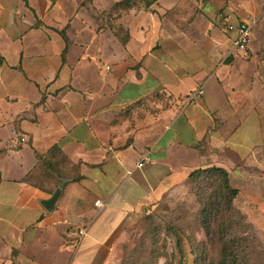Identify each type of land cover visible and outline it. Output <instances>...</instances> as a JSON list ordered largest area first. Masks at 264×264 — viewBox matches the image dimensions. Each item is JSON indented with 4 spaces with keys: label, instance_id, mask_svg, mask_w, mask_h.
Wrapping results in <instances>:
<instances>
[{
    "label": "crops",
    "instance_id": "obj_1",
    "mask_svg": "<svg viewBox=\"0 0 264 264\" xmlns=\"http://www.w3.org/2000/svg\"><path fill=\"white\" fill-rule=\"evenodd\" d=\"M122 1L0 0V264H111L204 168L264 222V0Z\"/></svg>",
    "mask_w": 264,
    "mask_h": 264
},
{
    "label": "rangeland",
    "instance_id": "obj_2",
    "mask_svg": "<svg viewBox=\"0 0 264 264\" xmlns=\"http://www.w3.org/2000/svg\"><path fill=\"white\" fill-rule=\"evenodd\" d=\"M220 183L217 177L203 175L184 192L165 197L157 205L144 210L136 218L111 264H178L182 256L177 244H181L186 253L187 264H193L191 252L198 244L207 241L201 223L205 197L212 190L217 191ZM245 217L264 238L262 219ZM210 258L217 259V254L210 253Z\"/></svg>",
    "mask_w": 264,
    "mask_h": 264
},
{
    "label": "trees",
    "instance_id": "obj_3",
    "mask_svg": "<svg viewBox=\"0 0 264 264\" xmlns=\"http://www.w3.org/2000/svg\"><path fill=\"white\" fill-rule=\"evenodd\" d=\"M136 1L125 0L117 3L109 14L129 10L135 6ZM57 150L58 148H54L51 153ZM203 175L217 177L221 183L217 191L212 190L205 197L201 223L207 241L198 244L191 252L194 256L193 264H264V238L259 236L255 227L235 207L234 201L239 193L231 187L227 172L217 167L198 169L190 175L189 184ZM177 248L182 256L178 264H187L186 253L183 252L181 244H177ZM210 253H216L217 259L210 258Z\"/></svg>",
    "mask_w": 264,
    "mask_h": 264
},
{
    "label": "built area",
    "instance_id": "obj_4",
    "mask_svg": "<svg viewBox=\"0 0 264 264\" xmlns=\"http://www.w3.org/2000/svg\"><path fill=\"white\" fill-rule=\"evenodd\" d=\"M228 31H234L236 33V40L233 46V54L241 55L246 52L250 37H251V26L246 22H241L239 24H229L227 25ZM204 94V89L199 88L196 91L190 93L187 97L188 101H193L198 99L200 96ZM26 139L22 138V142H25ZM141 165V163H140ZM95 206L99 207L102 205L100 200L95 201ZM86 234V226L80 227L79 229H70L68 231V236L72 239L71 242H76L79 238H82Z\"/></svg>",
    "mask_w": 264,
    "mask_h": 264
},
{
    "label": "water",
    "instance_id": "obj_5",
    "mask_svg": "<svg viewBox=\"0 0 264 264\" xmlns=\"http://www.w3.org/2000/svg\"><path fill=\"white\" fill-rule=\"evenodd\" d=\"M61 194V189H57L54 194L52 195V197L46 201L42 202V205L48 210V211H52V209L54 208L59 196Z\"/></svg>",
    "mask_w": 264,
    "mask_h": 264
}]
</instances>
